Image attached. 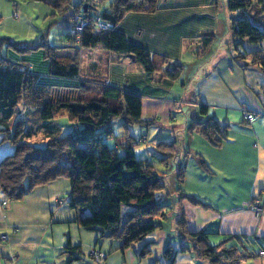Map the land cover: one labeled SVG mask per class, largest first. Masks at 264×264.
Returning <instances> with one entry per match:
<instances>
[{
	"label": "crops",
	"instance_id": "crops-1",
	"mask_svg": "<svg viewBox=\"0 0 264 264\" xmlns=\"http://www.w3.org/2000/svg\"><path fill=\"white\" fill-rule=\"evenodd\" d=\"M252 1L258 9V0ZM227 4L228 0H157L158 9L154 12L124 14L114 28L128 43L147 51L156 67L163 64V70L148 72L134 59L96 46L90 49L102 58L100 72L79 74L78 58L77 76L43 81L74 84L73 79L80 78L136 94L142 100L143 119L158 121L166 108L177 110L186 101L199 109V112L195 108L190 110L193 118L212 116L227 124L228 135L220 147L212 146L200 134L186 133L185 127L180 128L182 148L187 146L189 154H194V165L200 167L202 159L210 169L208 173L196 169L188 172L184 167V193L211 207L178 200V193L174 192L169 198L171 209L164 227L120 249V241L101 237L99 229H88L77 223L74 210L61 199L70 191L68 179L58 178L37 186L17 200L7 199L0 188V264H209L191 250L180 251L182 243L187 246L190 243L175 230L174 223L181 217L189 232H207L210 244L218 243L226 235L244 234L264 239V117L247 123L241 111L242 108L264 111V62L252 63V56L237 57L239 52L264 50V42L253 44L234 36L231 21L235 16L254 15L245 9L230 11ZM65 27L62 44L73 51L78 44L67 36ZM210 36L218 39V44L207 50L204 43ZM261 53L264 56V51ZM172 64H181V74L193 72V78L178 82L180 74L178 79L171 80L166 70ZM31 67L39 74H49L47 62L41 72ZM200 106L206 107L205 115ZM170 111L169 116L174 115ZM55 120L56 117L49 123L57 125L53 131L59 130ZM3 135L0 132V161L14 150L9 141L2 140ZM159 136L157 142L161 141ZM164 138L173 141L177 151L178 139L171 135ZM159 197L162 199L163 194ZM255 199L259 200L257 212L250 208ZM89 214L85 211L82 218ZM93 249L105 253L101 263L91 255ZM242 264H264V257L257 255Z\"/></svg>",
	"mask_w": 264,
	"mask_h": 264
},
{
	"label": "trees",
	"instance_id": "trees-1",
	"mask_svg": "<svg viewBox=\"0 0 264 264\" xmlns=\"http://www.w3.org/2000/svg\"><path fill=\"white\" fill-rule=\"evenodd\" d=\"M105 2H108L107 7L99 10L98 7ZM50 3L62 14L70 10L74 13H96L112 26L100 33L86 27L74 39L78 46L73 51H68L66 48L70 47L67 46L48 44L18 49L41 48L42 57L48 63L49 74L46 75L40 76L23 60L0 57V132L4 134L2 140L14 146L13 153L0 161V188L7 199L17 200L37 186L58 178L68 179L70 191L61 199L74 210L77 223L88 229H99L101 237L120 241L119 248L124 249L154 230L162 229L168 220L171 203L164 173H157L151 163L135 154L134 147L143 136L119 138L114 134L112 121L120 118L127 126L149 125L154 120L141 117L140 96L108 87L106 83L80 78H72L74 84L43 81L45 78L77 76L79 50L96 46H103L118 56L132 55L148 72L163 70V64L156 67L147 51L128 43L124 35L114 28L129 11H156L157 0H79L76 4L71 0H51ZM253 4L252 0H228L227 7L230 11L249 10L254 19L264 20V3L258 0V9ZM231 30L239 39L253 44L264 42V31L253 25L249 17L233 19ZM69 38L73 40L72 36ZM213 38L204 43L205 48L210 46ZM262 51L239 52L237 57L252 56V63L259 60L257 63L263 64ZM181 73V64H172V68L166 70L171 80L178 79ZM28 103L34 105L39 118L47 122L49 133L57 132L53 131L57 125L49 123L58 113L67 115L71 129L50 138L44 146L21 142L27 126L25 119L17 117L16 113L20 106ZM205 110V106H200L203 115ZM187 129L190 133L202 135L214 147H220L228 135V125L212 116L193 121ZM156 147L160 150L161 163L168 165L175 154L174 142L159 141ZM199 165L210 171L204 160L200 159ZM176 177L178 200L211 207L195 196L180 192L183 170L180 169ZM161 193L162 199L159 197ZM85 211L90 214L82 218ZM174 224L178 236L190 242L189 246L182 243L180 251L191 250L209 264H242L244 260L259 255V250H264V239L253 235H226L218 243L210 244L207 232L188 231L184 217L178 218ZM165 253L168 257L169 247Z\"/></svg>",
	"mask_w": 264,
	"mask_h": 264
},
{
	"label": "rangeland",
	"instance_id": "rangeland-1",
	"mask_svg": "<svg viewBox=\"0 0 264 264\" xmlns=\"http://www.w3.org/2000/svg\"><path fill=\"white\" fill-rule=\"evenodd\" d=\"M47 1L48 2L40 0H0V57H6L13 61L23 60L34 66L37 69L36 71L41 72V69L46 64V61H44L42 57L43 50L41 48L27 51H20L18 49L35 47L39 44L63 46L62 43L65 40L64 34L66 31L65 26L67 25V29L69 30L75 13L73 12L70 14L69 11H66V13L62 14V12H59V8L54 7V5L50 3L51 0ZM78 1L79 0H71L73 4H76ZM107 4L108 2L103 3L98 9L102 10L106 8ZM15 10H17L16 14L14 13ZM88 13V11L85 12V14ZM243 15L247 14L245 13ZM243 15L235 17H243ZM249 18L253 25L258 26L264 31V20L254 19L253 16L250 15ZM68 35L71 36L70 33ZM74 39L75 38H73V41L75 42L76 40ZM210 43L209 47L216 48L218 39L213 38ZM209 47L206 49L208 50ZM97 55L98 53L90 48L81 49L79 56V74L98 73L103 69L101 65V63L103 64L102 58L99 55V58H97ZM93 59L96 61L95 67L92 66L91 60ZM192 73L193 72L188 74V72H186L181 74L178 82L182 81L185 83L191 80L194 76ZM39 75L41 76V74ZM181 103L183 104L179 105L177 110L175 107L166 108L167 110H164L163 113L160 114L158 121H154L149 125L138 123L125 126L120 118H115L112 121L114 134L119 138H124L125 135L138 138L143 136L145 138L134 147L135 154L139 159H147L157 173H164L165 188L169 192L170 198L173 196V193L176 192V176L180 169L184 172V167H187L188 172H192V170L196 169L195 171L202 170L204 173H208V171L203 169L200 165V167L194 165L195 156L193 153L189 154L190 152L187 146L186 148H182L183 135L180 128L185 127L186 133H190L187 129L188 126L198 118H193L190 112V110H194V104L192 105L190 102L186 101ZM195 110L199 112V109L195 108ZM169 111L170 113L173 112L175 117H172V115L169 116ZM16 114L18 115H16L17 117L25 119V124L27 126L25 130L26 135L22 138L21 142L24 141L27 144L35 146H44L50 138L68 132L72 125L65 113H58L55 115V121L59 123V130L54 134L49 133L50 130L46 129L47 122L39 118L37 108L31 103L20 106ZM158 135H160L161 141H171L164 140L167 139L164 138V136L169 137L170 135L178 139L177 151L175 150L174 157L168 165L162 164L159 159L161 157L159 153L160 150L156 147ZM109 144L112 145L111 142ZM183 186H185L184 181L181 183L180 192L182 193H184V189L186 188Z\"/></svg>",
	"mask_w": 264,
	"mask_h": 264
},
{
	"label": "built area",
	"instance_id": "built-area-1",
	"mask_svg": "<svg viewBox=\"0 0 264 264\" xmlns=\"http://www.w3.org/2000/svg\"><path fill=\"white\" fill-rule=\"evenodd\" d=\"M14 13H17V10L14 11ZM90 26L92 30L96 33L104 32L107 31L112 24L109 22H104L101 17L93 12H89L88 14H83V13H75L73 15L72 19V25L69 27L68 32L71 34V36L75 39L79 37V35L82 33V31ZM242 118L244 121L247 123H253L260 117H264V111H253V110H248L246 108H242ZM174 117V115H172ZM145 139L144 137L141 138ZM250 208L254 211L257 212L259 209V200L255 199L251 205ZM5 238L6 236H2ZM259 256L264 257V250H259L258 252ZM91 255L93 256L94 260L96 262L101 263L104 260V257L106 256L105 253L100 251L99 249H93L91 251Z\"/></svg>",
	"mask_w": 264,
	"mask_h": 264
},
{
	"label": "water",
	"instance_id": "water-1",
	"mask_svg": "<svg viewBox=\"0 0 264 264\" xmlns=\"http://www.w3.org/2000/svg\"><path fill=\"white\" fill-rule=\"evenodd\" d=\"M129 57H130L131 59H133V56H132V55H130Z\"/></svg>",
	"mask_w": 264,
	"mask_h": 264
}]
</instances>
